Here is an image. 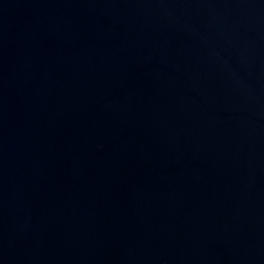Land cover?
<instances>
[{"label": "water", "instance_id": "water-1", "mask_svg": "<svg viewBox=\"0 0 264 264\" xmlns=\"http://www.w3.org/2000/svg\"><path fill=\"white\" fill-rule=\"evenodd\" d=\"M0 264H264V0H0Z\"/></svg>", "mask_w": 264, "mask_h": 264}]
</instances>
